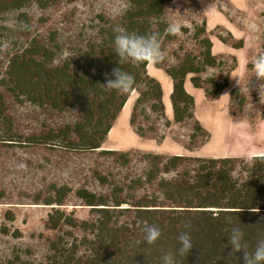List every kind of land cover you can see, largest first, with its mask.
<instances>
[{"label": "rangeland", "instance_id": "rangeland-1", "mask_svg": "<svg viewBox=\"0 0 264 264\" xmlns=\"http://www.w3.org/2000/svg\"><path fill=\"white\" fill-rule=\"evenodd\" d=\"M128 8L127 0H56L42 9L37 0H30L21 9L1 12L0 80L7 78L11 57L23 52L33 39L49 47L50 37L56 38L59 48L53 65L57 67L76 60L88 43L98 40L95 25L116 24ZM163 18L168 29L178 26L179 31L162 46L163 67L146 64V71L162 87L165 118L170 124L166 127L163 119L156 120L150 105H144L153 123L138 118L135 128L155 126V131L145 137L138 135L130 124L138 97L136 89H132L97 149H69L62 138L55 136L50 140H32L30 137H44L65 126L73 127L81 121L78 110L40 107L18 100L0 83L4 111L12 121L15 135L7 138V132L0 129V264H37L46 260L50 254L49 241L59 235L70 232L82 238L83 231L79 228L63 225L52 230L46 225L52 206L45 202L56 196L58 187L67 186L71 190L59 208L72 212L77 220L92 221L96 213L76 195L77 190L111 198L114 185L124 189L120 194L122 200H128L130 193L135 200L154 194L163 202L159 179H172L176 172L194 168L191 160L184 161L175 171L162 170L153 183L130 191V181L145 178L148 154L164 159L174 155L250 158L264 154V104L260 103L258 90L261 81L251 71L254 59L264 54V0H172L164 8ZM203 21L213 53L225 66L222 71L207 68L200 77L221 80L228 75V84L219 98L213 99L203 89L194 87L187 77L185 87L195 101L194 119L208 133L206 140L198 136L190 146L194 121L174 122L170 101L172 81L165 69L178 65L185 53L199 56L201 47L193 39V28ZM67 139L77 140L73 132ZM122 154L129 156L128 163L123 164ZM20 163L26 168H18Z\"/></svg>", "mask_w": 264, "mask_h": 264}, {"label": "trees", "instance_id": "trees-1", "mask_svg": "<svg viewBox=\"0 0 264 264\" xmlns=\"http://www.w3.org/2000/svg\"><path fill=\"white\" fill-rule=\"evenodd\" d=\"M29 1L0 0V13L21 9ZM55 1L37 0V3L45 9ZM171 1L127 0L129 8L122 19L116 24L104 23L100 19L104 24L95 25L98 27V40L88 43L87 49L79 52L76 60L65 61L62 66L53 65L59 48L53 36L49 39V47L33 39L23 52L13 55L7 78L0 80L5 90L18 100H26L40 107L49 105L59 110L77 109L81 116V121L73 127L65 126L56 133L30 138L42 141L55 136L62 138L69 149H97L129 94H120L103 85L106 83L105 74H110L118 66L135 78L133 89H136L138 97L130 124L137 134L145 137L155 131V126L146 129L139 125L135 128L136 120L140 118L153 123L143 108L146 104L157 116L156 120L163 119L168 127L170 122L165 118L160 83L147 73L146 64L119 63L114 38L117 29H125L140 35L157 33L162 46L172 41L175 36L169 33L163 18L164 8ZM206 31L205 21L193 28V39L201 47L199 56L185 53L178 65L165 69L172 81L170 101L174 122L184 124L194 121L189 136L190 146L198 136L202 141L206 140L208 133L194 119L195 101L186 90L187 77H190L194 87L203 89L205 95L213 99L219 98L228 84V75L221 80L200 77L207 68L222 71L225 66V62L217 59L213 53L212 41L205 35ZM156 65L163 67L162 62ZM4 106V96L0 92V129L7 132V138L12 139L15 136L12 134L13 125L5 114ZM70 132L77 140L67 139ZM121 156L123 164L129 162L127 154ZM145 159L149 164L145 178L130 181V191L145 183H153L162 170L165 173L175 171L184 161L191 160L194 168L176 172L172 179H159L163 202L154 194H145L135 200L130 193V201L122 200L120 194L124 189L120 190L119 186L114 185L111 198L77 190L76 195L96 213L92 221L77 220L72 212L62 211L59 206L71 190L67 186L56 188V196L45 202L52 206L47 227L59 230L61 226L68 225L81 229L83 235L78 239L65 232L54 241H49L50 254L45 261L37 264H162V256L169 250L176 254L177 264H244L243 251L230 255L228 237L234 227L240 228L249 253L254 252L259 241L264 240V154L250 158H188L174 155L166 159L161 155L148 154ZM145 223L161 229L162 235L153 245H148L144 240L142 229ZM186 224L190 226L185 227ZM182 232L190 235L193 245L184 256L178 253L181 245L177 237Z\"/></svg>", "mask_w": 264, "mask_h": 264}, {"label": "clouds", "instance_id": "clouds-1", "mask_svg": "<svg viewBox=\"0 0 264 264\" xmlns=\"http://www.w3.org/2000/svg\"><path fill=\"white\" fill-rule=\"evenodd\" d=\"M169 33L176 34L179 31L178 26H170L168 29ZM117 34L114 38L115 52L120 58L119 63L131 62L135 65L140 64H151L156 65L163 61L164 52L162 50L161 40L159 34L150 33L140 35L137 33H129L125 29H117ZM253 75L259 84V98L260 103L264 104V54L258 55L252 62ZM106 83L103 84L109 90H115L120 94L129 93L134 85L135 78L132 74L122 70L121 67H116L110 74H105ZM239 83V80H238ZM248 93L250 88L248 84ZM223 96H229L227 94ZM18 168L24 169L26 165L20 163L17 165ZM254 211V209H252ZM186 224L185 227H189ZM144 233V240L148 245L155 244L161 237V229L157 225H148L145 223L142 229ZM244 234L240 228L234 227L228 237V244L231 246L230 255L233 253L243 251L244 264H264V240L257 243L254 252L249 253L246 251L247 244L243 240ZM179 244L181 245L178 249L180 256H184L186 253L193 248L191 237L187 232H182L177 237ZM176 254L171 250L166 252L162 256V264H177Z\"/></svg>", "mask_w": 264, "mask_h": 264}, {"label": "bare ground", "instance_id": "bare-ground-1", "mask_svg": "<svg viewBox=\"0 0 264 264\" xmlns=\"http://www.w3.org/2000/svg\"><path fill=\"white\" fill-rule=\"evenodd\" d=\"M125 105H126V103H124L122 107H124ZM37 207H43V205H39Z\"/></svg>", "mask_w": 264, "mask_h": 264}, {"label": "crops", "instance_id": "crops-1", "mask_svg": "<svg viewBox=\"0 0 264 264\" xmlns=\"http://www.w3.org/2000/svg\"><path fill=\"white\" fill-rule=\"evenodd\" d=\"M172 108V107H171ZM223 157V156H222Z\"/></svg>", "mask_w": 264, "mask_h": 264}]
</instances>
